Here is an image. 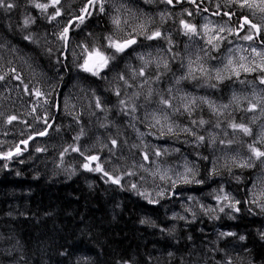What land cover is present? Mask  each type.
Returning a JSON list of instances; mask_svg holds the SVG:
<instances>
[{"label": "trees", "instance_id": "trees-1", "mask_svg": "<svg viewBox=\"0 0 264 264\" xmlns=\"http://www.w3.org/2000/svg\"><path fill=\"white\" fill-rule=\"evenodd\" d=\"M6 3L13 7H0V43L14 48L25 61L8 62L5 69L9 73L6 76L9 85H13L15 92L25 84L29 88L37 86L39 82L30 77L37 70L47 82L45 89L51 93L49 102L50 98L59 101L74 97L78 105L76 109L67 110L61 108L59 101L58 110L50 119L53 127L47 137L34 141L13 160L0 161V251L20 240L25 245L31 244L32 264H264V211L250 195L253 171L236 164L220 163L215 155L221 144L248 150L242 141L244 134L228 126L231 122L246 123L242 110L235 108L229 115L220 116L207 106L197 104L191 113L177 115L178 124L183 128H192L206 138L205 143L198 145L191 135L172 136L177 148L185 149L188 156L197 161V179L203 183H177L170 186L163 197H156L154 183L132 164L133 159L142 161L147 151L133 147L145 142L137 137L132 122L144 111L143 105L149 104V109L160 98L161 91L179 72L175 62L182 53L180 45L176 44L180 41L178 31L174 30L176 25L161 26V31L171 32L166 33L167 37H173L169 47L164 40L159 42L167 51L168 67L147 70L149 77L157 81L153 80L154 85L151 82L137 84L122 54H117L111 68L103 75L94 76L80 70L65 48L55 43L56 23L49 19L52 10L48 8L44 12L34 6L35 3L50 4V0H6ZM141 6L148 9L145 4ZM236 9H233L236 17L248 16L246 10ZM26 19L30 20L27 26ZM73 35L91 47L106 46L107 37L118 39L110 19L105 16L85 22ZM25 36L39 43L25 40ZM233 38L234 35L228 36L222 46ZM106 54L110 56L112 50ZM11 68L20 74L23 83L10 73ZM199 82L202 80L186 84L196 90ZM230 82V79L222 83L206 80L199 83V87L201 91L216 92L225 100ZM211 83H217L218 87L208 86ZM84 93L85 98L81 95ZM97 98L102 108L95 106ZM87 100L90 106L84 104ZM121 100L127 102L126 107ZM201 119L208 123H192ZM35 121L32 119L25 126L21 140V133L13 136L16 145L29 138L28 135L36 134L35 124L44 127L41 121ZM81 130L84 134L76 140ZM163 137L169 138L168 135ZM179 137L191 140L192 144L185 146ZM208 137L214 138L215 143L210 141L212 145L208 146ZM112 139L118 141V146L111 144ZM73 144L85 155L100 156V164L112 175L118 172L121 184L111 183L102 173L84 170L81 166L84 158L69 148ZM36 145L45 151H36ZM119 154L127 161L118 169L101 163L104 156L116 158ZM168 159L173 161L174 157ZM221 190L234 201H240L239 212L230 208L218 211L222 205L215 197ZM140 193L148 194L149 198ZM149 199L158 203H150ZM228 232L234 235H220Z\"/></svg>", "mask_w": 264, "mask_h": 264}, {"label": "rangeland", "instance_id": "rangeland-1", "mask_svg": "<svg viewBox=\"0 0 264 264\" xmlns=\"http://www.w3.org/2000/svg\"><path fill=\"white\" fill-rule=\"evenodd\" d=\"M84 2H86V0H65L64 6H56L60 8L62 13V15L57 17L56 20L50 19L55 13L54 9L49 7V9L52 10L49 19L53 21V23H56L54 34L64 27L65 22H68V18H73L79 14V10L83 6L82 3ZM51 4L52 2L49 5ZM141 4L147 5L148 9L141 6ZM225 4L226 0H196L195 4L191 3L190 0H174V6L179 5L180 7L178 6L176 7L177 10L172 11L171 8V10H165L164 6L162 7L156 0H152V3L147 2V0H105V11L103 13L97 12V16L106 15L107 18L109 17L115 36L118 39H123L130 34L137 39L136 45L132 46V48H129L124 53H120L125 55L124 58L129 62L128 66L132 73L131 77L137 82V84L151 82V85H154L153 80H155V78H150L147 74V70L153 69L157 71V69L165 67V63L168 64L169 62L167 51L164 47H162V44H159V42L164 40L166 46L169 47L173 37L170 35L167 37L166 33L170 34L171 32L167 31V29L165 31H161V26L167 25L168 23L175 24V27L177 28H174V30H177L180 35V41H177L176 44L178 46L180 45L179 48H181L180 52L182 55L178 57L179 62L175 64L179 69V72L174 75V78L170 83H165L167 85L159 94L161 95L160 98L157 99L156 102H153L154 104L150 106L149 109L148 105H143L144 111H142V114L138 115L137 119L132 122L137 137L140 140H143L145 145L148 146L146 150L149 154L151 153L152 146H155L156 149L160 150L166 149L168 153L167 155H162L160 157L151 156L150 161L132 160V164L140 170L139 172L144 173L148 180H151L154 183L155 187L153 188V192L156 197H160L158 193L161 190L166 192L170 186L173 187L177 183H181L177 181V183L173 185L169 182V178H171V180H176L175 174L183 171L185 161L190 164L194 163L197 165V161L189 157L185 149L177 148V145H175L177 141L172 138V136L177 137V135H168L169 138H165L160 135V127L158 125L155 127L153 126L155 124V119L153 117H155L160 119L161 123H167L177 128H183L180 124H178L177 115L187 112L183 107L184 103L187 102L185 99L186 94L196 97L197 104H202L208 107L207 103L199 102V97H206L207 100L214 103L216 109L219 110L218 112L212 111L220 116L229 115L235 108L243 109V119L246 120L247 125H249L255 133L258 134L262 129H264V115H262L259 111V108L261 107L260 98L264 97V84L260 83L262 73L259 70L254 72H244L238 67L241 63L249 67L253 65V62L256 65H259L261 60L251 51V48L255 47L257 48V51H262L264 50V45H260L259 43L254 44L234 36L233 39L228 40L229 42L226 43L225 46H222L221 43L219 50H217L208 44V39L211 36V33L209 32L205 34L202 28V26L209 21L211 22L210 27L223 24L225 20H228V17L223 16L225 10L230 11L231 8H240L238 5L230 4L225 6ZM217 5H220V7L217 8ZM207 6L210 7L212 14H216L218 11L220 13V17L217 18L211 14L209 15L204 13L202 9ZM244 10H246L248 12V16L257 23L261 21V17L264 15L261 14L258 9L250 10L244 8ZM189 12L192 14L188 15ZM113 19H119V25L114 24ZM235 19L232 20L233 22L229 24V27H235ZM181 20L197 25L200 29V34L185 35L183 25L180 23ZM141 26H143V29L149 33L159 30L162 33V38L151 41L146 39L139 40L138 37L140 36L144 38V35L142 34L137 35V33L142 31ZM73 33L69 46L65 48V51L74 59L79 67V64L83 62V49H91L92 47L87 43L86 45L81 43V41L76 40ZM224 35L231 36L228 33H224ZM53 37L55 39V35ZM55 43L61 44V42L57 40ZM6 46V44L4 46L0 43V74L7 72L5 68L8 62L10 64H15L18 63V60L20 62L24 61V58H22L23 55H21V57L14 48H6ZM212 53L217 54V56L212 55ZM228 59L233 61L231 65H227ZM200 65H202L205 70H208L212 76H214L216 70L219 69L225 77H230L231 82L228 84L227 99L223 100L220 94L213 91H201L199 87L200 84L206 82L203 74L201 73H197L198 79H181V77L188 75L189 67H191L193 72H196L197 67ZM110 68L111 62L107 68L101 70L100 75H103L104 72ZM140 69L144 70V76L138 75ZM233 70L235 72H239V76H236ZM254 75L255 79L253 78ZM30 77H34L36 81L39 82V84L35 87L43 89L46 93L48 92L45 89L47 82L44 80V75L36 70L32 72ZM234 78H237L238 80ZM178 80L180 83H177ZM193 80H202V83L199 82L200 84L198 83L196 85V90L188 87L186 84L187 82ZM225 80H229V78H226ZM13 89V85H9L6 79L4 81H0V113H3V115H0V148L2 149H5L6 147L12 148V145H15L16 147L17 145L13 140L15 139L13 138V128L18 127L20 131L19 134L21 133L19 135V140H21V138L25 136L22 135V133L25 130V126L29 124L28 122L32 119L36 120L35 117L42 114L45 109H47L48 117L53 119L52 117L58 110L59 101L61 108H66L67 110H71L73 108L76 109V106L78 105V101L74 97H69L64 100L59 99V101H55L50 98V102L55 103L57 107L53 108L50 106L51 104H48L39 108L37 112H32V108L36 106V98L34 96H29L23 89L16 91L18 94ZM81 95L85 98V93ZM76 96H79V94ZM233 96L237 99L233 100ZM144 97H146L145 93ZM161 98L168 99L173 105V108H169L167 105H161L159 103ZM19 101L23 102L25 106H18L16 102ZM253 102L257 104V111H248L251 103ZM84 104L90 106L89 100L86 102L84 101ZM223 105H229V107L223 108ZM176 108H179L180 111L175 112ZM162 109L163 111H161ZM9 115H16L18 120L14 121L12 124H8L6 122V118ZM165 116L168 117L167 121H165ZM33 128L36 132L44 129V127L39 124H35ZM151 130L156 131V133ZM27 132L31 133L30 131ZM31 135L32 134L28 136ZM179 135L186 134L180 132ZM243 138L242 141L247 145L253 141L252 136L243 135ZM256 138L259 139V136L257 135ZM179 139L185 146L192 144L191 140L187 138H184L183 140V138L179 137ZM41 141L39 143H41ZM209 145L212 144H210V141L208 140V146ZM37 147L38 145H36V148ZM229 147H233V149ZM215 155L220 163L236 164L240 166L248 160L250 153L248 150L242 149L238 146L227 147L221 144V146L217 147L215 150ZM172 156L174 157L173 161L168 159ZM211 157L213 158V155ZM126 161L127 159L122 154L117 155L116 158H114L113 155L111 158L106 155L101 163L107 164L108 166L110 165L111 168L118 169ZM141 164H143L144 167H139ZM247 168L250 169V171H253V177L250 179L249 186L251 198L259 207H261L264 205V165H261L259 161H255L252 166H248ZM145 169H147V171H145ZM161 175H165L164 180L159 178ZM224 194H227V192L222 191L218 195L223 196Z\"/></svg>", "mask_w": 264, "mask_h": 264}, {"label": "snow or ice", "instance_id": "snow-or-ice-1", "mask_svg": "<svg viewBox=\"0 0 264 264\" xmlns=\"http://www.w3.org/2000/svg\"><path fill=\"white\" fill-rule=\"evenodd\" d=\"M104 2L105 0H86L85 4L80 8L79 14L71 18L70 21L65 22V25L62 29H60L57 33H55V39L57 41L61 42V48H66L69 46V43L72 38V33L75 29L80 28L81 25H84L86 22V19L93 14V12H100L103 13L105 11L104 7ZM147 2L151 3L152 0H147ZM165 3L172 5L174 0H164ZM191 3H196V0H190ZM61 3V0H52V4H44V3H35V7L41 9L44 12H47L49 7H52L54 9V15L51 16V20H56L57 17H60L62 15L60 8L56 7V5H59ZM238 5L240 8L244 9H258L261 14H264V0H226L225 6L228 5ZM0 7H6V8H11L13 7L12 4L6 3V0H0ZM220 5H217V8H219ZM192 13L189 12L188 15H191ZM220 13H216V15H219ZM223 16L228 17V20H225L223 24L218 25V26H212L211 22L205 23L202 28L205 32L211 33V36L208 39V44L211 45L213 48L219 50L220 44L223 43L228 39L227 35H224V33H228L229 35H234L237 36L245 41H249L252 43H260L264 45V15L261 17V21L259 23L254 22L249 16L241 14V16L236 17L234 23L235 27H229V24L232 21V17L235 16V13L231 12H225L223 13ZM34 23L35 21H31ZM25 26L29 25L30 20L26 19L24 21ZM113 23L119 25L120 20L119 19H113ZM183 25L184 28V33L185 35H198L200 34V29L197 27L195 24L188 23L184 20H181L180 22ZM142 31L137 33V35H144V38L146 40H156L162 38V33L159 30H155L152 32H147L146 30L143 29V26H141ZM246 33V34H242ZM25 40H29L34 44H38L39 41L34 39L31 36H25ZM107 44L106 46H101V47H92L91 49L84 48V56H83V62L79 64V68L86 73H90L94 76H99L101 70L104 68H107L109 66V63L117 58V54L124 53L126 49L132 48V46L137 44V39L133 35H128L127 37H124L123 39H113L112 37H107ZM215 41V42H214ZM112 50V54L109 56L107 55L108 50ZM49 52H51V49H48ZM251 51L256 54L257 57L260 58L261 63L259 65H256L253 62L252 66H245L244 64H239L238 67L242 69L244 72H254L259 70L262 73V77L260 79V83L264 84V50L262 51H257V48L252 47ZM143 59V58H141ZM243 59V58H242ZM233 61L231 59H228L227 65H231ZM226 65V68H227ZM165 68L168 67L167 63H165ZM234 71V70H233ZM10 73L14 75V78L23 83L22 77L20 76L19 73H17L15 68L10 69ZM197 73L203 74V77L206 80H215L218 82H223L226 78L230 77H225L222 74L221 70H216L215 75L212 76L208 70H205L202 65L198 66L196 69V72H193L191 70V67H189V72L187 76L181 77L182 80L185 79H198ZM9 73H2L0 74V81H4L6 79V76ZM234 74L236 76H239V72H235ZM139 76H144L145 72L143 69H140L138 72ZM123 79V77H121ZM127 84V81H125ZM177 83H180L178 80ZM208 86L212 88L218 87L217 83H211ZM24 92L28 93L29 96H34L36 98V106L32 108V112H37L39 108H41L44 105H48L50 102L48 100V96L51 95L50 92H45L43 89L38 88V87H32L29 88L28 85H24L23 88ZM118 96L120 95L119 92L116 93ZM148 95H151V92L149 91ZM186 103H184L183 107L185 111L191 113L193 110L194 106L197 104V98L194 96H189L188 94L185 95ZM237 98L233 96V100H236ZM199 102L200 103H207L208 107L213 110V111H219L216 109L214 103L210 102L207 100L206 97H199ZM120 103L122 105L127 106V102L124 100H121ZM161 105H167L169 108H173V105L170 103V101L166 98H161L159 101ZM260 105L261 107L259 108V111L261 112L262 115H264V97L260 98ZM51 107L55 108L57 105L55 103H51ZM95 106L97 108H102L101 101L97 98L95 102ZM223 108H228L229 105H223ZM123 110V109H122ZM134 110V109H133ZM163 111V109L161 110ZM180 109L176 108L175 112H179ZM248 111H257V104L256 103H251L250 108ZM0 115H3V113H0ZM155 126L160 127V135L165 136V135H178L180 132L191 135L195 138V141L198 145L203 144L206 142V138L203 135L197 134L192 128H177L174 127L171 124L167 123H161L160 119L155 118ZM36 120H39L43 123L44 129L36 132L35 136H30L28 139H24L20 141V144L22 145H28L30 140H34L36 137H45L48 135V129H51L53 127V124L50 123V117L47 115V109L42 114H39L35 117ZM168 117L165 116V121H167ZM18 117L16 115H9L6 118V122L8 124H12L14 121H17ZM193 124H198V125H204L207 124L208 121H205L203 119L196 121H192ZM219 127V124L216 125ZM230 128H232L234 131L242 133L247 136H252L253 141L252 143H249L247 145L248 151L250 153V156L246 162L241 164V167H248L252 166V164L255 163V161H259L261 165H264V129L261 130L260 133H255L252 128L246 126L244 123H236V122H231L228 125ZM83 130H81V133L75 138L76 140L80 139V136L83 135ZM257 135L259 136V139H257ZM209 141L212 143H215V139L212 137L208 138ZM231 143V141H229ZM111 144L114 146H118V141L116 139L111 140ZM133 147H142V148H147V145H133ZM69 148L71 151L79 153L81 157L84 158V162L82 163V168L86 171L89 172H99L102 173L104 177H107L108 180L115 184V185H120L121 184V177L120 175H112L110 174L109 171H106L103 167V165L100 164V156L98 155H85L81 149L76 146L75 144L70 145ZM36 151L38 152H43L45 151L44 148H37ZM69 151L68 148L64 149V152L67 153ZM23 149L17 145L15 147L14 151H8L5 153H0V159L4 160H11L13 156H19L22 155ZM167 150H160L156 149L155 147H152L151 153L149 154L148 151H144L143 153V160L145 161H150L151 156L155 157H160L162 155H167ZM203 159H207V157H203ZM95 164V166H93ZM139 167H144L143 164L139 165ZM115 171V170H114ZM147 171V169H145ZM170 171V170H169ZM197 172H198V167L197 165L190 164L189 162L185 161L183 165V171L176 173V180H171L169 178V182L175 185L177 181L181 183H203L202 180L197 179ZM215 173V170H213V174ZM128 175H132L133 173H127ZM166 175V173H165ZM165 175H161L159 178L161 180L165 179ZM133 189L136 188V185H131ZM223 191V190H221ZM140 195L145 196V198H149L148 194L146 193H140ZM159 196L163 197L165 195V191L161 190L158 193ZM218 203H220L222 206L218 209L219 212H224L225 208H230L234 212H239L241 209L240 207H237V205L240 204V201H234V198H231L228 194H224L223 196H216L215 197ZM150 203H158V200H152L149 199ZM203 207V206H201ZM261 210L264 211V205L261 206ZM191 211V209H189ZM195 216V214H193ZM218 218V217H217ZM183 219V217H181ZM220 235L222 236H232L234 233L228 232V233H221ZM241 240L244 239L243 236L240 237Z\"/></svg>", "mask_w": 264, "mask_h": 264}, {"label": "clouds", "instance_id": "clouds-1", "mask_svg": "<svg viewBox=\"0 0 264 264\" xmlns=\"http://www.w3.org/2000/svg\"><path fill=\"white\" fill-rule=\"evenodd\" d=\"M232 218L234 219V217ZM141 223H144V221H141ZM31 252V244L25 245L20 240H16L14 244L5 246V249L0 251V257L3 258L0 264H32Z\"/></svg>", "mask_w": 264, "mask_h": 264}, {"label": "flooded vegetation", "instance_id": "flooded-vegetation-1", "mask_svg": "<svg viewBox=\"0 0 264 264\" xmlns=\"http://www.w3.org/2000/svg\"><path fill=\"white\" fill-rule=\"evenodd\" d=\"M157 1H159L165 8L168 7V5H169V4L167 5V3L164 2V0H157ZM84 4H85V2L82 3V5H84ZM178 6L179 5H176V6H174V8H176ZM170 7L173 8V6H170ZM204 12L211 14L208 9H205ZM97 17H99V16H97V12H93V14L86 19V22L97 19ZM4 137H6V136H4ZM17 145H19V143ZM14 148H15V145H12V148L11 147H6L5 149L0 148V153H5V152H8L10 150L13 151ZM0 161L6 162V160H0Z\"/></svg>", "mask_w": 264, "mask_h": 264}, {"label": "bare ground", "instance_id": "bare-ground-1", "mask_svg": "<svg viewBox=\"0 0 264 264\" xmlns=\"http://www.w3.org/2000/svg\"><path fill=\"white\" fill-rule=\"evenodd\" d=\"M171 9H172V11L177 10V8H174V6H173V8H171ZM233 9H234V8H231L230 11H227V10H225V11L223 10V11H224V13H225V12H231V13H234V10H237V9H236V8H235L234 10H233ZM235 18H236V14H235V16L232 17V20L235 19ZM48 42L50 43V42H52V41L49 40ZM177 62H179V58H178V57H177V61L175 62V64H177ZM55 66H56V65H55ZM131 94H132V93H131ZM133 95H134V94H133ZM139 101H140V100H139ZM16 103H17L18 106H25V105L23 104V102H21V101L16 102ZM148 105H149V104H148ZM241 110H242V111H241ZM240 111H241V116H242V114L244 113V110H243V109H240ZM133 114H134V113H133ZM242 119H243V116H242ZM243 120H244V119H243ZM244 121L246 122V120H244ZM244 124L247 125V122L244 123ZM12 131H13V136L16 135V134L18 135L19 132H20L19 129H18V127H16V128L14 127ZM15 137H16V136H15ZM100 141H101V140H100ZM163 144H164V143H163ZM239 150H240V149H239ZM185 217H186V216H185Z\"/></svg>", "mask_w": 264, "mask_h": 264}, {"label": "water", "instance_id": "water-1", "mask_svg": "<svg viewBox=\"0 0 264 264\" xmlns=\"http://www.w3.org/2000/svg\"><path fill=\"white\" fill-rule=\"evenodd\" d=\"M63 1H64V0H61V3H60V4H62V3H63ZM60 4H59V5H60ZM126 50H127V49H126ZM38 138H42V137H36L34 140H36V139H38ZM34 140H30L28 145H22V144H19V146H20V147H22V146H23V147H26V148H28V147H29V145H30V144H31V143H32ZM13 157H14V156H13Z\"/></svg>", "mask_w": 264, "mask_h": 264}]
</instances>
